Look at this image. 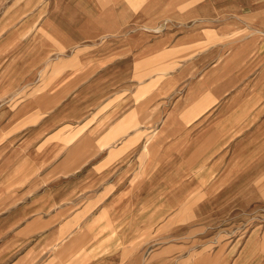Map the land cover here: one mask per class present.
<instances>
[{"label": "crops", "instance_id": "0c3cea01", "mask_svg": "<svg viewBox=\"0 0 264 264\" xmlns=\"http://www.w3.org/2000/svg\"><path fill=\"white\" fill-rule=\"evenodd\" d=\"M0 264H264V0H0Z\"/></svg>", "mask_w": 264, "mask_h": 264}, {"label": "rangeland", "instance_id": "374dc122", "mask_svg": "<svg viewBox=\"0 0 264 264\" xmlns=\"http://www.w3.org/2000/svg\"><path fill=\"white\" fill-rule=\"evenodd\" d=\"M194 236H195V239H196L197 235H194ZM201 236L202 235H198V242L202 241ZM181 237H182V239H184V238L185 239H193V235H191V234H182Z\"/></svg>", "mask_w": 264, "mask_h": 264}]
</instances>
